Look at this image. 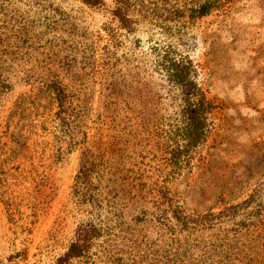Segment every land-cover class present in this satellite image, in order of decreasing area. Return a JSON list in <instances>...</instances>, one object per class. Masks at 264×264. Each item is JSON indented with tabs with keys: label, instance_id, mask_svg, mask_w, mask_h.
<instances>
[{
	"label": "rangeland",
	"instance_id": "rangeland-1",
	"mask_svg": "<svg viewBox=\"0 0 264 264\" xmlns=\"http://www.w3.org/2000/svg\"><path fill=\"white\" fill-rule=\"evenodd\" d=\"M0 264H264V0H0Z\"/></svg>",
	"mask_w": 264,
	"mask_h": 264
},
{
	"label": "trees",
	"instance_id": "trees-1",
	"mask_svg": "<svg viewBox=\"0 0 264 264\" xmlns=\"http://www.w3.org/2000/svg\"><path fill=\"white\" fill-rule=\"evenodd\" d=\"M85 5L89 7H99L102 4V0H81ZM207 5H199L197 11L200 14L205 13V9H208ZM166 71L168 72V76L170 80L174 83L178 84L181 88L182 92V114L186 118L185 130L188 132L187 135V145H192L193 139L199 138V130L203 129L204 125V115L209 109L212 108V102L208 99L203 90L197 85L194 80V69L190 61L185 59L171 60L167 59L166 64L164 66ZM53 91L58 97L59 102H62L63 92L60 87L53 85ZM61 103H59L60 105ZM201 133V132H200ZM195 141V140H194ZM85 161H82L80 164V168L77 172V177L81 179L83 182H87L89 178V173L87 170L82 169ZM92 227V225H87ZM79 227H83L81 224L77 227L76 232ZM82 234V233H81ZM89 234L87 232L86 236ZM89 237V236H88ZM80 240L82 239V235H79ZM87 239V238H86ZM74 243V242H73ZM83 249V248H82ZM81 248L76 245H71V254L80 253L82 251ZM69 257L67 253L63 259Z\"/></svg>",
	"mask_w": 264,
	"mask_h": 264
}]
</instances>
